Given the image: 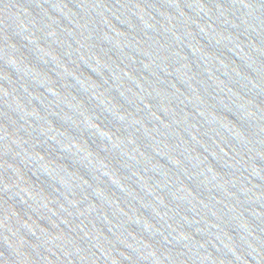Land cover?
<instances>
[{
    "label": "water",
    "instance_id": "1",
    "mask_svg": "<svg viewBox=\"0 0 264 264\" xmlns=\"http://www.w3.org/2000/svg\"><path fill=\"white\" fill-rule=\"evenodd\" d=\"M0 264H264V0H0Z\"/></svg>",
    "mask_w": 264,
    "mask_h": 264
}]
</instances>
